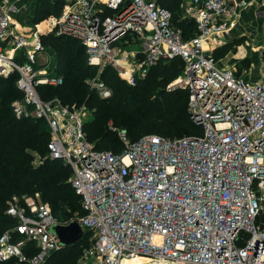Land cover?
<instances>
[{
	"label": "built area",
	"instance_id": "2783aa9c",
	"mask_svg": "<svg viewBox=\"0 0 264 264\" xmlns=\"http://www.w3.org/2000/svg\"><path fill=\"white\" fill-rule=\"evenodd\" d=\"M21 1L0 0V77L18 74L22 98L13 102V113L46 122L49 156L72 169L84 215L61 222L39 193L13 196L7 214L17 223L0 236V261L45 264L62 248L51 228L77 220L93 234L78 264L136 257L164 264H264V78L246 81L214 56L235 26L234 0H184L183 17L196 23L189 39L163 0H63L59 16L30 28L14 19ZM50 33L81 43L88 65L97 69L88 88L103 99L113 94L101 79L105 68L131 79L181 58L183 73L168 89L188 91L190 119L202 134L145 135L132 142L121 133L122 152L98 150L85 129L86 105L39 94L40 86L64 83L48 62H39L42 38Z\"/></svg>",
	"mask_w": 264,
	"mask_h": 264
},
{
	"label": "trees",
	"instance_id": "16d2710c",
	"mask_svg": "<svg viewBox=\"0 0 264 264\" xmlns=\"http://www.w3.org/2000/svg\"><path fill=\"white\" fill-rule=\"evenodd\" d=\"M184 0H163L162 5L173 14V24L182 29L184 37L189 39L196 35V23L191 18L183 17L182 3ZM58 5V6H57ZM55 11L60 15L64 7L63 0L57 2ZM46 19V18H44ZM43 21L38 20L37 22ZM35 24V23H33ZM192 29V33L189 32ZM47 36V35H46ZM42 40L45 44V37ZM53 56V67L64 78V83L58 87L40 86L39 94L43 99L58 97L64 104L81 106L85 80L97 74L95 66L88 65L87 55L81 43L72 37L54 36L48 41ZM154 82L137 80V85L130 90H124V84L116 72L107 67L102 76L113 90L123 93L115 98L106 99L107 106H98L91 136L98 150H109L120 153L124 149L122 140H116L106 127L107 115L112 111L127 114L135 113L133 100L146 102L145 108L136 112L135 120L127 119L128 138L135 142L145 135H159L169 139L182 138L191 135H201L202 129L190 119L188 112V91H170L168 85L182 73L184 62L176 57L167 62H160ZM155 66V67H156ZM18 74L0 77V236L16 225L17 220L7 214L8 201L15 195L40 193L42 199L51 206L55 217L61 222L84 215L81 197L76 194L71 182L72 169L61 159L49 156L48 144L51 139L46 122L34 119H17L12 110V102L22 98L16 82ZM88 88V86H86ZM92 92V91H91ZM97 94V93H96ZM186 99V108L179 116H171V111L178 107L182 95ZM98 95V94H97ZM160 99V100H159ZM133 101V104H132ZM162 101V103L160 102ZM155 103L165 104L160 108L161 114L154 113ZM87 124V123H86ZM87 126H85V129ZM87 132V129H86ZM47 157L36 163V155ZM40 155V156H41ZM78 215L70 216L69 210L76 207ZM93 244L92 232L85 230L84 237L77 243L62 247L48 258L45 264H78L83 252ZM0 264H13L12 261Z\"/></svg>",
	"mask_w": 264,
	"mask_h": 264
},
{
	"label": "rangeland",
	"instance_id": "374dc122",
	"mask_svg": "<svg viewBox=\"0 0 264 264\" xmlns=\"http://www.w3.org/2000/svg\"><path fill=\"white\" fill-rule=\"evenodd\" d=\"M57 2H60V0H24V4L26 5V11H23L22 14H19L17 17V23L20 25H31L33 23H36V21L38 20H45L44 18H48L50 16H58L57 13H53L55 11ZM58 6V5H57ZM63 8H61L60 10V14L62 13ZM189 32H193L192 29H190ZM57 36L55 33H50L45 37V51L41 54L40 58H39V62L40 63H45L48 62L49 67H53V56H50V52H51V46L48 44V41L54 37ZM245 41V39H238V40H234V42L227 44V45H223L221 49L217 50L215 52L216 57L219 60H222L225 64L226 67H228L230 70H232L233 72H235L237 75H239L240 77L244 78L246 81H258L260 79L264 78V69L261 67L260 63H259V59H255L251 56H241L238 58L234 57V53L236 52H242L243 48V42ZM259 58V57H258ZM48 70L50 72H54L53 69L49 68ZM157 71L158 68L157 66L150 68V70L145 73V74H141V75H137L136 77H133L131 79H126V78H121L119 77L123 84L125 89L124 90H130V88H134L137 85V80H141L142 82H154V80L156 79V75H157ZM91 78V77H90ZM89 78H87L85 80V85H87V80ZM101 79H104L103 76L101 75ZM86 86H83L82 89V93L84 95V98L82 100V102L80 103V105H86V107L88 108V115H87V135L88 138L90 139L91 142H95V140L93 139V137L91 136V130L94 124V120H95V113L98 109V106H107L109 105V103H105L104 101H106V99L101 98L100 96H98L96 94V92L90 90V88H86ZM92 91V92H91ZM121 94V98L123 97V93L119 92V91H114L112 96L110 98H115L117 96H119ZM178 98H180L179 100V105L177 108H175V110L173 109L171 111V116H179L182 112V110H185L186 108V99L184 98L183 94L182 95H178ZM108 98V99H110ZM18 100V99H17ZM160 100V99H159ZM16 101V100H14ZM13 101V102H14ZM136 105L133 107L135 113L141 111L142 109L145 108L146 102H144L142 99L141 100H133ZM132 101V104H133ZM13 102L11 105H13ZM162 103V101H160ZM165 104H159V103H155L154 107L157 108L156 111L154 110V113H159L161 114V112L163 111L160 108H165L162 107ZM135 113H131L130 115L124 112H120V111H112L111 113H109L106 117L107 119V124L106 127L109 130V132L115 137V139L121 140L120 134L121 133H126L128 134L127 128H128V123H127V119L130 118L131 121L135 120ZM38 154L37 156V162H42L44 161V159L47 157V153L44 155ZM72 177V176H71ZM71 182V178L69 180ZM40 194V193H39ZM35 194H23L22 196H34ZM41 196V195H40ZM40 199L45 202L42 199V196L40 197ZM48 203V202H45ZM49 204V203H48ZM50 205V204H49ZM51 207V206H50ZM52 210V209H51ZM80 210L78 208V206L76 207V209L72 208L69 210L70 216H76L78 215ZM84 253V252H83ZM14 264V263H13ZM143 264H150V262H145Z\"/></svg>",
	"mask_w": 264,
	"mask_h": 264
},
{
	"label": "crops",
	"instance_id": "0c3cea01",
	"mask_svg": "<svg viewBox=\"0 0 264 264\" xmlns=\"http://www.w3.org/2000/svg\"><path fill=\"white\" fill-rule=\"evenodd\" d=\"M234 4L238 6L235 26L225 35L224 44L227 45L234 42V40L245 39L243 42L244 49L242 52L238 51L234 53V57L238 58L252 55L253 58L259 59L261 65V55L264 48V0H234ZM26 5L27 4H24V0L17 3L20 11L14 14L16 22L17 17H19L18 15L26 11ZM183 9L182 7V10ZM22 26L30 28L29 25ZM222 46L214 51V56L223 67H226L224 62L219 60L215 55V52L221 49Z\"/></svg>",
	"mask_w": 264,
	"mask_h": 264
},
{
	"label": "water",
	"instance_id": "95a60500",
	"mask_svg": "<svg viewBox=\"0 0 264 264\" xmlns=\"http://www.w3.org/2000/svg\"><path fill=\"white\" fill-rule=\"evenodd\" d=\"M51 231L59 238L61 246H69L79 242L85 234V230L81 227L77 220H74L68 225H56L51 228ZM245 238H248L247 234H242ZM239 246H242L240 240L237 241Z\"/></svg>",
	"mask_w": 264,
	"mask_h": 264
},
{
	"label": "bare ground",
	"instance_id": "6f19581e",
	"mask_svg": "<svg viewBox=\"0 0 264 264\" xmlns=\"http://www.w3.org/2000/svg\"><path fill=\"white\" fill-rule=\"evenodd\" d=\"M145 262H150V264H164L163 262L155 261V260H149L145 257H136V258H132V259H124L121 264H143Z\"/></svg>",
	"mask_w": 264,
	"mask_h": 264
}]
</instances>
